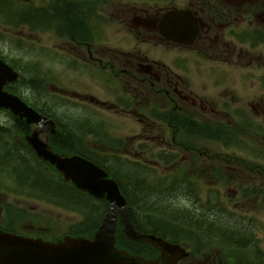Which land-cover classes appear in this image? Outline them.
I'll return each instance as SVG.
<instances>
[{
	"label": "rangeland",
	"instance_id": "1",
	"mask_svg": "<svg viewBox=\"0 0 264 264\" xmlns=\"http://www.w3.org/2000/svg\"><path fill=\"white\" fill-rule=\"evenodd\" d=\"M118 7L113 8V9H117ZM102 15L106 19L110 20V21H106V19L103 18V21H101L102 28L113 29V30L122 28L123 25L122 23H120L119 20H112L111 18L107 17V14L104 12ZM36 20L40 21V17H37ZM101 23H98V25L101 26ZM95 30L100 31V28L97 27L95 28ZM0 33H3L6 36V38H0V53L4 55L5 57L6 56L8 58L20 57L28 61L33 60L35 63L37 62V64L42 65V64L47 63V61L44 59L46 58L47 53L54 52V51H50L49 49L57 48V50L54 49L55 50L54 53L61 54L62 55L61 57L66 56L70 58H75L74 54H75L76 49H74L70 45L63 44L62 42L64 43L66 42L56 39L53 35L46 34V33L44 34L30 33L25 28H21L20 30H17V31L14 28H11L10 30L0 29ZM95 34L101 37L100 33H95ZM124 34L125 33H108L107 34L108 36L105 35V37L103 38V40L104 39L105 40L101 41L98 44V49L104 48V51H105L104 54L106 53L107 57H108V54L110 55L111 51H116V52L121 51V49H119L118 47V45L121 43V40L119 38ZM134 34L136 35H134L133 37L132 45L129 51L140 52L138 54H140L141 56L148 57L149 50H150V54L153 57V59L149 58L150 60L161 61L162 58L168 59V57L164 54L162 50L163 47L165 48L167 47L164 45H161L162 44L161 41L158 38H156V36L154 35L151 36L147 33H144V34L134 33ZM223 34L226 35L227 33H223ZM18 41L21 42L22 44V47L20 49H19V46L16 47V44H15V43H18ZM137 41L139 42L140 45L137 43ZM142 44H146V45L141 46ZM157 47H160V48H157ZM39 53H41L42 55L45 54L43 58L39 59V56H38ZM53 56L54 54H50V57H53ZM211 57L212 56H209V67L214 68L216 70V74L213 73L212 76L209 78L208 77L209 72H203V74L206 75L207 77L206 76L202 77L201 74H199V77L196 78V81H198L200 85H203V86H205L206 84H209L208 93H210L209 95L214 96L215 91L212 90L213 83L217 80L218 75L225 74V78L226 80H228L229 85L234 86L237 89V93L239 95L240 93L242 94L240 99L238 98L237 100V105H238L237 108H242L241 110L246 114V116H249L253 121H255L256 123L255 126L258 132L261 127L264 133V98H262L264 91L261 88H258V85L256 84L260 80L259 77H262L261 74L263 73V71L252 72L256 76H251L252 73L250 74L249 72H246V70L242 71L241 69L239 71L238 69H233L229 67L228 65H224L223 62H217L216 58L212 59ZM217 57H226V59L229 61L228 63L229 64L232 63L234 66L236 62L238 61L237 56H233V57L217 56ZM222 59L223 58H220L219 60L222 61ZM243 60H241L240 63H243ZM245 63L246 62L244 61V64ZM49 64L50 63H48L46 66L48 67ZM32 65L33 63L28 64L29 67H31ZM185 65L186 63L182 55L177 53L176 63L173 66L177 69H182L184 68ZM56 68H57V71L55 73L58 74L60 77L69 76V73H71L68 71L67 67H63L62 65H58L56 66ZM78 77H80V75ZM72 83L73 81L69 79L65 81V86H67L66 88H71L69 90H66L63 87H54L50 89L48 88L47 91L50 93L53 92L54 96H60V97L66 96L65 99L67 101L72 102L73 104H77V105L79 104L82 107L91 106V109H88V110H85V109L81 110L80 107L77 106L78 109L76 108L77 110H72V113H75V116L79 114L81 117L82 116L89 117V118L92 117V118H96V120H99V121H102V120H101L100 115H98L96 112L102 111V109H100V107L95 108L94 103L90 102L89 100H85L83 98L79 99V97L93 95L95 97L100 98L99 96H101L105 98L106 100H108L107 103L110 104L113 102L115 103L117 102V99L120 97V96L118 97L119 92L121 93V96H122L123 93L125 94L126 89L130 93V91H132L134 88V85H133V88L128 85L126 89L122 90V88H120L121 84L119 82H116L115 86H113L112 91H110L107 87H100L97 82L93 81V77L87 73H85V78H83V81L77 88L69 87L72 85ZM108 84L110 83H107V85ZM252 84H255L256 87L252 88L253 86ZM217 88H218L219 94H221L223 89L219 87ZM109 91L110 93L108 94ZM106 95H109V97L106 98ZM210 99L212 100V98ZM218 100H219V95L218 97H216L215 101L217 102ZM231 102H232V97L228 96V97L222 98L221 103H217L215 105L217 107L218 106L223 107L224 104L231 103ZM68 108H71V107H67L66 109V111L70 112L71 110H69ZM103 111L108 112V113H105L106 116H104V121L106 123L108 122L107 124H110L112 126V130H115V131H112V134L116 138H118V140H122L127 143L126 148H124L125 146H122L123 150L119 151L120 152L119 155L126 156L131 159H136L134 157L139 155L136 148H138L140 145L139 144L140 136L138 135L145 134L143 130L138 127V122L136 121V119L132 118L134 121H128L125 118H119L121 116L120 114H118L115 110L111 111L107 109L106 107L103 109ZM101 115H103V113H101ZM206 119H209V117H207ZM232 119L233 121L235 120L240 121L239 119L235 117H233ZM0 120L9 121L8 116L3 113H0ZM91 127L101 128L102 126L99 125V126H91ZM164 134L165 135L163 138H162V132L161 133L158 132L154 134L155 140L154 141L151 140L148 143V145L150 146L148 149V155L144 156V161H143L144 164H148V165L153 164L151 160V156L153 153H156L162 150L165 151L167 149H172L166 145V144L170 145L169 134L165 132ZM253 137L256 138L255 135H253ZM147 138L148 136H143L141 137V140H146ZM147 141H143V142H147ZM248 141L255 142L254 139H252L251 141L248 139ZM209 147L211 148L213 153H219L221 155L226 153V151L223 150L218 145H214V146L209 145ZM205 148H206V145H205ZM139 152H141V149H139ZM248 154H250V152H248ZM251 157L253 156L251 155ZM172 172H173V169H167L165 167H161L160 169H158L159 176L170 175ZM240 181L245 187H251V186L253 187L254 185H260V179L257 175H256L257 184L251 181L246 182L244 179H241ZM235 188L236 189L232 188V191L229 194L233 193L235 195H243L242 194L243 191H239L236 186ZM262 188H264V186H262ZM63 192L65 191L63 190ZM249 194L252 195L253 193H249ZM242 198L244 197L242 196ZM146 200H149V198L148 199L146 198ZM165 200H168V198H166ZM243 202L245 204H242ZM3 203H6V199L2 197L0 199V205ZM13 203L29 211L31 215H34V214L42 215L45 217V220H48V217H49L50 220H52L54 223L65 224L68 226L76 221L77 216L72 214L71 212L66 213V212L59 211L57 208H54L53 206L47 205L45 203L40 204L35 201H13ZM224 203L225 205L229 206V210L231 208L235 209L234 207L240 204V206L237 209L238 211H240L239 214L242 218V221H245V224L250 225L252 229H255V230L262 229L263 226L260 228L256 226L257 222H259L261 225H264V203H262L261 199H256V198H252V196L251 197L248 196L242 200L239 198L232 200V201L224 200ZM237 209H235L234 211L235 213L237 212ZM217 216H218V213L216 212V208L209 209L208 220L211 219L212 221H217V218H218ZM0 217H3L2 213H0ZM229 217L231 218V221L233 222L234 218H236V214H229ZM52 221L41 223V225L34 224L32 227L36 228L37 230H44V231L48 230L46 232H50L52 229L51 227H53V225H51L53 223ZM229 224L231 225L230 229L232 230L237 229L236 224L234 222L229 223ZM60 226L61 225H56L54 228H57ZM258 226L260 225L258 224ZM215 227L217 229L221 228L218 225H215Z\"/></svg>",
	"mask_w": 264,
	"mask_h": 264
},
{
	"label": "trees",
	"instance_id": "2",
	"mask_svg": "<svg viewBox=\"0 0 264 264\" xmlns=\"http://www.w3.org/2000/svg\"><path fill=\"white\" fill-rule=\"evenodd\" d=\"M15 3L11 0H0V13H6V22L12 23V20L15 17ZM44 18V17H43ZM42 18V19H43ZM18 122H21L19 119L15 118ZM23 123V122H22ZM196 132L188 136L189 141L186 140V137L176 138L179 140L180 147L189 149L192 153L197 151L195 145L191 144L192 139L201 140L206 137L201 132L207 131L201 125L193 124L192 125ZM185 128V125L182 126ZM1 130L0 136L6 135V130ZM21 132H24V128L21 127ZM20 132V133H21ZM21 133V134H22ZM182 145H187L186 147ZM89 158L88 156H86ZM91 159V158H89ZM30 161L23 154V150L19 147L9 148L5 153L0 142V171L5 172L8 175L3 177L5 178H14L19 186H25L31 188V190L44 191L48 190L51 192L52 202H54L58 207L64 209H70L75 212H78L82 216V225L81 233L83 235L93 236L95 231L99 228V225L102 222L105 212L109 208V204L105 200H95L89 195L77 192L75 188H65L60 185L51 184L49 185L47 181L34 180V178H43L49 177L50 174H45L41 169H35L31 174L24 175V177H18L23 174L27 168V162ZM95 161V160H93ZM167 164H172L174 159L167 160ZM104 168L110 175L119 183L120 188L122 189L124 195L127 197L128 207L133 218V222L136 226L141 225L142 222L146 223V226L149 228H144L139 226L138 228L144 232H150L159 234L163 232L166 235H173L175 232L181 234V232L188 233L187 229H178L175 230L177 224H182L185 226L191 225V228L194 230L195 235L198 236L197 232L205 234L202 237H219L223 236V233L220 232V229H223V221H204L202 218L197 221H191L187 217L185 220H176V218L171 215H176V212H172V199H175L179 196H190L192 199H197L199 187V182L191 179L189 172L186 167L183 165L182 173L183 177L171 176L170 178L153 181L149 178L150 171L143 165H140L138 168L134 164L131 165V169L116 167L114 165L104 166L100 162H95ZM17 176V177H14ZM63 189L65 192H63ZM166 191V192H165ZM165 193V195H163ZM146 198L149 200H146ZM163 198V199H161ZM168 198V200H165ZM208 202V201H207ZM207 202H199L201 208H208L206 205ZM167 206V207H166ZM141 217L142 219H138ZM171 217V218H170ZM167 218V219H165ZM222 222V223H221ZM209 225H218L221 228L215 229L212 231L211 228L206 233V226ZM213 233L212 235H209ZM200 237V236H199ZM120 239H123L124 236L121 233L119 235Z\"/></svg>",
	"mask_w": 264,
	"mask_h": 264
},
{
	"label": "water",
	"instance_id": "3",
	"mask_svg": "<svg viewBox=\"0 0 264 264\" xmlns=\"http://www.w3.org/2000/svg\"><path fill=\"white\" fill-rule=\"evenodd\" d=\"M170 40H179V33H162ZM17 80V75L0 60V107L10 109L29 124H43L42 117L28 108L18 98L3 93L4 84ZM42 127V126H41ZM41 128L33 137H28L29 144L38 155L52 162L65 174L66 179L73 182L99 199H107L110 204L109 213L96 234L94 241L66 238L58 244L45 243L0 232V264H162L164 261L146 262L118 251L116 244V224L118 210L125 217V233L134 241L144 242L160 248L166 254H174L177 247L164 243L155 236L140 235L127 219L126 199L121 195L118 185L106 180L107 174L94 164L81 158L62 160L55 156L39 140Z\"/></svg>",
	"mask_w": 264,
	"mask_h": 264
},
{
	"label": "flooded vegetation",
	"instance_id": "4",
	"mask_svg": "<svg viewBox=\"0 0 264 264\" xmlns=\"http://www.w3.org/2000/svg\"><path fill=\"white\" fill-rule=\"evenodd\" d=\"M184 3L185 5H183ZM175 4L179 6L177 7L178 9L191 11V16L197 18L205 27L201 29L200 33H206V36L209 37V54L221 51H226L230 54H243V49L237 51V48L233 47L234 41L236 39L244 41L245 33H264V0H175ZM96 12L97 11L94 10L95 14H97ZM48 18L49 20L46 21V23H51L53 21V16ZM261 24H263V26ZM37 31L36 28L32 30L34 33ZM49 33H51V31H49ZM62 33L103 32L95 29L92 31L72 29L62 31ZM115 33L133 32L121 30ZM221 33L227 34L224 35ZM226 38L229 40L228 42L225 40ZM129 43L130 40L127 38L126 45ZM201 46L202 48H207V41L204 40ZM101 51L103 52V50ZM101 51L100 49L98 50L88 46L84 58L86 61H89L90 64H94L97 61L102 63V61L97 58V56H100L102 53ZM86 55H88V57H86ZM122 56L123 59H120L117 55H114V58L118 60V67L121 68L119 77L123 80L132 83L135 81L138 85L147 89L148 94H156L158 92V90H156V85L162 83L168 85L174 93L177 91L179 82L171 81L169 78L164 80L160 72L156 69H149L146 66V58L138 56L134 63V58L132 56L130 57L127 54L121 53V57ZM176 77L180 79L179 75ZM140 93L143 94V90L140 91ZM179 96L181 97V94ZM227 260L228 258L223 256H212L210 258L209 256H202L199 258L191 256L181 260L178 264H227Z\"/></svg>",
	"mask_w": 264,
	"mask_h": 264
},
{
	"label": "bare ground",
	"instance_id": "5",
	"mask_svg": "<svg viewBox=\"0 0 264 264\" xmlns=\"http://www.w3.org/2000/svg\"><path fill=\"white\" fill-rule=\"evenodd\" d=\"M56 16H58V15H56ZM42 20H43V21H48L49 18H48V17H44Z\"/></svg>",
	"mask_w": 264,
	"mask_h": 264
}]
</instances>
